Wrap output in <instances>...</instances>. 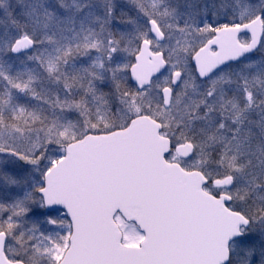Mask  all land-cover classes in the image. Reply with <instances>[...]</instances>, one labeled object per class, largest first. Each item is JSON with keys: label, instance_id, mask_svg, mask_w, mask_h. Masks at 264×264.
<instances>
[{"label": "snow or ice", "instance_id": "1", "mask_svg": "<svg viewBox=\"0 0 264 264\" xmlns=\"http://www.w3.org/2000/svg\"><path fill=\"white\" fill-rule=\"evenodd\" d=\"M0 264H264V0H0Z\"/></svg>", "mask_w": 264, "mask_h": 264}]
</instances>
